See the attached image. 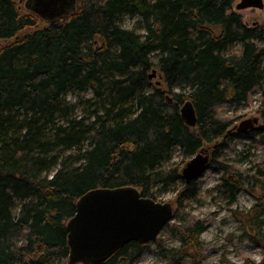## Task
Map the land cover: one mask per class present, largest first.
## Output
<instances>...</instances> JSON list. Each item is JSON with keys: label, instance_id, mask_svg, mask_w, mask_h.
Instances as JSON below:
<instances>
[{"label": "trees", "instance_id": "trees-1", "mask_svg": "<svg viewBox=\"0 0 264 264\" xmlns=\"http://www.w3.org/2000/svg\"><path fill=\"white\" fill-rule=\"evenodd\" d=\"M234 3L77 0L41 29V16L0 0V41L14 40L0 47V264H66L67 224L90 191L134 187L158 201L182 185V202L197 198L195 181L161 163L177 147L193 158L224 140L234 123L220 108L264 97V27L245 24ZM127 17L143 33L123 27ZM154 69L165 89L153 86ZM90 92L81 114L67 100ZM189 101L194 128L181 116ZM244 183L234 172L221 188L234 197ZM205 228L185 220L182 246L163 253L183 263ZM145 248L132 241L102 264H133Z\"/></svg>", "mask_w": 264, "mask_h": 264}, {"label": "rangeland", "instance_id": "rangeland-1", "mask_svg": "<svg viewBox=\"0 0 264 264\" xmlns=\"http://www.w3.org/2000/svg\"><path fill=\"white\" fill-rule=\"evenodd\" d=\"M28 1L16 0L22 15L32 12L27 7ZM240 2L241 0H235L234 10L242 15L245 24L249 27H264V8L237 11L236 5ZM48 25V21L40 20L38 28L42 29ZM121 25L143 33L144 25L139 17H127ZM34 31L32 28L21 32L19 38ZM12 41L14 40H1L0 47ZM240 49L241 45H237L234 52ZM160 81L162 79L157 74L152 79L153 86ZM157 86L165 89L162 84ZM92 98V92L86 96L74 93L68 96L67 100L78 104V112L81 114L91 107V104L84 101ZM263 99L259 89L247 103H232L220 108V117L230 119L234 123L232 133L215 143L218 147H214L215 144L206 145L205 148H210L211 153L210 167L195 181L200 187L197 198L194 201L182 202V185L157 196L158 202L173 205L175 217L161 231L155 242L146 245L139 259L133 264H264V144L261 140L264 135V115L260 112ZM249 119H258L254 129L248 133H239L237 127ZM191 159L186 158L181 148L177 147L161 163L160 168H178L181 173ZM234 172L240 173L245 183L232 197L222 191L221 185ZM189 218L203 221L206 228L199 239L200 247H195L193 243L186 244L183 249V263H178L163 251L182 246L184 233L180 232L179 228Z\"/></svg>", "mask_w": 264, "mask_h": 264}, {"label": "water", "instance_id": "water-1", "mask_svg": "<svg viewBox=\"0 0 264 264\" xmlns=\"http://www.w3.org/2000/svg\"><path fill=\"white\" fill-rule=\"evenodd\" d=\"M77 0H29L27 7L46 21H54L75 11ZM264 8V0H241L236 10ZM157 76L153 71L150 79ZM157 85H160L158 82ZM189 127L198 117L192 102L181 108ZM258 119H249L237 127L239 133L254 129ZM232 132V131H231ZM210 148L199 151L182 169L186 184L198 180L210 167ZM171 203L143 197L134 187L96 189L76 203V214L67 224L70 255L67 264H102L126 244L155 242L161 231L174 219Z\"/></svg>", "mask_w": 264, "mask_h": 264}]
</instances>
